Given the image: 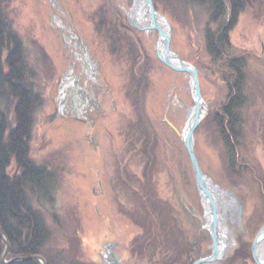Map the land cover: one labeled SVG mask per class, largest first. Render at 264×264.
<instances>
[{"label":"rangeland","instance_id":"rangeland-1","mask_svg":"<svg viewBox=\"0 0 264 264\" xmlns=\"http://www.w3.org/2000/svg\"><path fill=\"white\" fill-rule=\"evenodd\" d=\"M150 1L153 10L169 21L170 51L197 70L207 110L194 132L201 171L213 192L222 191L239 205L235 220L225 222L232 245L239 250L231 247L221 264H235L234 257L242 264H255L252 244L264 226V126L258 123L264 104V65L253 61L249 66L252 95L244 110L243 138L234 144L233 166L214 124L215 113L221 112L230 93L206 47L210 8L193 5L186 9L184 0ZM223 2L227 8L221 22L224 29L230 24V2ZM246 4L228 31L229 52L259 57L264 64V0ZM0 5L43 80L44 103L34 116L30 158L45 168L50 176L46 182H51L47 197L41 193L33 204L48 230L43 248L47 264H105L109 244H115L123 264H188L192 257L207 254L202 242L200 252L196 234L206 233L208 227L203 222L204 198L183 141L163 121L167 115L180 132L185 129L187 109L194 106L190 77L158 59L157 30L140 32L130 25L134 1L0 0ZM101 16L106 24L98 30ZM211 28L218 34L220 24ZM74 36L96 65L97 83L86 87L93 86L97 102L92 101L81 119L68 114L52 118L59 111L57 95L64 74L72 63L82 74L76 49L69 42ZM128 38L136 42L142 58L135 57ZM132 61L143 67L149 82L144 92V119L148 121L140 128L148 127L151 133L140 138L133 132L140 110L135 106L138 94ZM81 81L86 82V77ZM14 171L13 163L9 173ZM192 209L198 211V223L190 215ZM224 211L223 220L234 212ZM134 236L139 244L130 252ZM191 243L198 247L192 257L186 251ZM8 247L1 253V263L19 262L6 260ZM40 263L46 264L44 260Z\"/></svg>","mask_w":264,"mask_h":264},{"label":"trees","instance_id":"trees-1","mask_svg":"<svg viewBox=\"0 0 264 264\" xmlns=\"http://www.w3.org/2000/svg\"><path fill=\"white\" fill-rule=\"evenodd\" d=\"M184 2L186 9L193 5L202 8L206 5L207 9L210 8L211 20L206 25V47L212 64L218 67L220 80L227 85L230 93L229 100L221 108V112L215 113L214 124L229 149L231 165L235 166L234 144H239L243 138L244 110L252 95L249 66L253 61L261 66L264 64L259 57H252L244 52L239 55L231 54L228 31L236 25L246 3L251 4L254 0H229L230 24L224 29L221 22L226 16L227 8L223 0ZM105 24V18L101 16L98 30L104 28L102 25ZM212 24L214 27L220 24L218 34L211 28ZM126 28L131 30L129 25ZM215 30L217 31V28ZM113 31L120 33L115 28ZM217 38L218 44L215 43ZM128 40L136 52L135 57L142 58L138 53L137 44L135 46L136 42L130 38ZM29 57L25 44L13 29L7 12L0 5V256L9 245L6 260L20 259L13 264H42L41 260L47 264L43 248L48 239V230L33 204L37 201V195L43 193L41 195L47 197L51 182H46L50 176L45 168L36 166L30 158L34 116L44 103L40 85L43 80L40 73L35 71L36 68L33 69ZM145 61L148 64L150 57ZM136 63L132 61L130 70L138 94L135 106L140 110V114L133 132L140 138L143 133H151L148 127L145 131L140 128L144 120L148 121L147 117L144 119V92L149 82L143 67L139 68ZM261 103H264V99H261ZM258 123L264 126V104L258 113ZM13 163L15 171L10 174ZM32 257L33 259L26 260Z\"/></svg>","mask_w":264,"mask_h":264},{"label":"water","instance_id":"water-1","mask_svg":"<svg viewBox=\"0 0 264 264\" xmlns=\"http://www.w3.org/2000/svg\"><path fill=\"white\" fill-rule=\"evenodd\" d=\"M143 2L148 12L149 25L139 26L136 25V23H133V20L129 19L130 25L134 29H137L140 32H149V31L157 30L159 38H158V45L156 48V55L158 59L163 64L173 69L180 70L181 72L188 74V76L190 77L191 91L194 100V119L191 125L185 128L182 132H180L177 129V127L167 118V115H165L163 121L176 133V135L184 143L185 149L187 150V153L190 158L197 187L201 192L203 198L206 199L208 202L209 211L212 217L211 232L215 234L218 233L217 230L219 227L218 224L220 221V214L217 204L215 203L212 187L210 186L209 182L207 181L206 177L203 175L201 171L194 150V132L197 129V127L200 125V123L202 122V120L204 119L207 113L206 105L201 95V91L199 87L197 70L192 65H189L188 63L184 62L177 55H175L170 51L168 46L170 42L171 27L168 19L165 16L158 13L157 11L153 10L150 0H143ZM57 115H60L59 111L58 112L56 111V113L52 116V118H55ZM77 119H81V118H77ZM214 240L217 245L216 235H214ZM262 243H264V226L258 232L252 244V257L255 264H264V261H262L259 255V248L262 245ZM108 247H109L107 250L108 254L104 256L105 264H122V259L119 258L118 254L117 255L115 254V244H109ZM218 259H219V253L216 248L213 257L209 259H205L201 262L209 263L216 261ZM11 263L12 262L8 264Z\"/></svg>","mask_w":264,"mask_h":264},{"label":"bare ground","instance_id":"bare-ground-1","mask_svg":"<svg viewBox=\"0 0 264 264\" xmlns=\"http://www.w3.org/2000/svg\"><path fill=\"white\" fill-rule=\"evenodd\" d=\"M134 7L129 14V19L133 20V23L136 25L146 26L149 25V17L147 9L144 5L143 0H133ZM57 22L62 26L60 20L57 19ZM137 31V30H136ZM150 32V31H149ZM152 32V31H151ZM69 42L73 44L76 49L75 56L76 62L81 63L82 65V74L79 75L75 70V63H72L71 69L68 73L64 74L63 78L59 82L58 95H57V104L59 114H68L71 116L83 118L84 113L89 111L92 101L97 102L96 95L93 89L86 87V84L97 83V74H96V65L92 61L87 49L81 45V42L77 37H70ZM79 47L82 48V51H79ZM186 74V73H185ZM188 75V74H187ZM82 77H86V82H82ZM204 100V99H203ZM204 111V110H203ZM194 119V106L187 109L186 113V127H189ZM214 190V189H213ZM213 192V191H212ZM215 203L217 204L220 219L223 222V227L225 225L226 219H222L223 215L221 209H224L228 205L231 206V197L225 194L222 191L217 190L213 192ZM204 205L206 208V219L205 222L207 225L211 222V214L209 211L208 202L204 199ZM231 220H234L232 218ZM224 241L228 239L226 236L228 233L227 228L222 229ZM259 255L264 261V243L259 248Z\"/></svg>","mask_w":264,"mask_h":264},{"label":"flooded vegetation","instance_id":"flooded-vegetation-1","mask_svg":"<svg viewBox=\"0 0 264 264\" xmlns=\"http://www.w3.org/2000/svg\"><path fill=\"white\" fill-rule=\"evenodd\" d=\"M230 200H231V206H232L231 208L234 211L236 206L238 205V203L236 202L235 198L233 199L231 197ZM234 203H236V205ZM191 206H193V207H195L197 209V206L195 204L191 203ZM229 207H230V205L225 207L224 213H226V210ZM238 208H239V205H238ZM195 211H196L195 209H192V211L190 212V215L192 216L193 220H196V218H197L196 216H198V211H196V212ZM235 216H236V213L234 211L231 218H228V219L226 218V222L231 220L232 218H234V220H235ZM205 219H206V212L204 213L203 222H205ZM196 221L198 223V220H196ZM222 223L223 222L220 219L219 224H218L219 227H218V230H217L218 233L214 234V233L211 232V222H210L209 225H207L208 226L207 228H204V229H206V233H196L197 237H199V240H198L199 244L197 246H199L201 248L200 252L203 253V247H202V244L200 243V242H202V243H205V245H206L207 254H202V256H200L201 255L200 254L199 255L200 257L198 256L196 259H193L194 257H192V255H195V253H193L192 250H194V252H197L198 251V247L193 246V243H191L189 246L186 247L187 253L190 255V257H192L188 264H221L222 260H224V256H225L226 251H228L231 247H232V249L236 247L235 248L236 249L235 252H238L239 248L237 249V246H235V244L232 245L233 240L231 239L229 233H226L227 234L226 237L228 239H226L224 241L223 235H225V233H222V229H224V227H226L227 225L225 224L224 227H223ZM195 226L197 227V225H195ZM227 231H228V228H227ZM214 235H216L217 245H216L215 240H214ZM203 239H204V241H202ZM131 240H132V244L130 246V252H134L137 249L136 247H138L137 245L139 244V242L135 243V236ZM216 248H217L218 253H219V259L218 260L213 261V262H209V263L201 262V261H203L205 259H209V258L213 257V255H214V253L216 251ZM107 254H108V252L105 255H107ZM115 254L116 255L118 254L117 251H115ZM234 260H235V264H242L240 259L234 257ZM172 263L173 262H170V261L167 262V263L165 262V264H172ZM122 264H123V262H122Z\"/></svg>","mask_w":264,"mask_h":264}]
</instances>
